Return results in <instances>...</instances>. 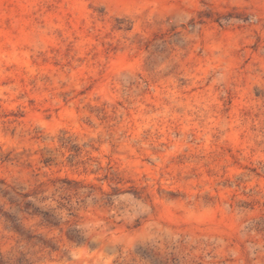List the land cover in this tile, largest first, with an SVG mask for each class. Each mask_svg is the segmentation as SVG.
<instances>
[{
    "label": "rangeland",
    "instance_id": "374dc122",
    "mask_svg": "<svg viewBox=\"0 0 264 264\" xmlns=\"http://www.w3.org/2000/svg\"><path fill=\"white\" fill-rule=\"evenodd\" d=\"M0 264H264V0H0Z\"/></svg>",
    "mask_w": 264,
    "mask_h": 264
}]
</instances>
